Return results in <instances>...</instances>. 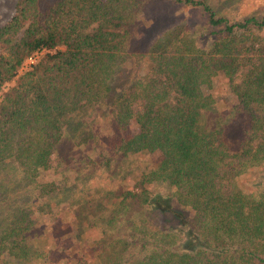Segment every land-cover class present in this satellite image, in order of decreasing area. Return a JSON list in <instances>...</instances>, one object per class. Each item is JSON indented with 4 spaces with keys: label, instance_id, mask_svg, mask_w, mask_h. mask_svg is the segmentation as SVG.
I'll use <instances>...</instances> for the list:
<instances>
[{
    "label": "trees",
    "instance_id": "obj_1",
    "mask_svg": "<svg viewBox=\"0 0 264 264\" xmlns=\"http://www.w3.org/2000/svg\"><path fill=\"white\" fill-rule=\"evenodd\" d=\"M160 1L202 36H148L154 0H19L0 27V264H264V7Z\"/></svg>",
    "mask_w": 264,
    "mask_h": 264
},
{
    "label": "rangeland",
    "instance_id": "obj_2",
    "mask_svg": "<svg viewBox=\"0 0 264 264\" xmlns=\"http://www.w3.org/2000/svg\"><path fill=\"white\" fill-rule=\"evenodd\" d=\"M19 0H0V27L5 25L11 17L14 15L15 8L17 5V2ZM225 7L222 15L226 16L227 18H230L234 21H240L246 16H250L252 14L257 13V15H262V8L264 7V0H232L230 4H227L225 2L223 4ZM147 18L151 19V22L153 21L154 24L151 26L152 29L150 33H148V36H157L164 32V28L168 27L169 25H176L179 26H187V29L189 31H196L195 34H197V37L202 36V30L205 25L204 17L202 16L201 12L194 9H189L185 7H181L178 4H173L172 2H164L160 0H154L153 3L147 5L145 7ZM148 12V13H147ZM264 35V32L261 33ZM29 69V68H28ZM28 69H23L21 71L24 72ZM10 85H7L4 87V91H6L9 88ZM213 90H216L217 94L221 96L224 99H227L228 102L232 101L231 94L226 86V83L224 80L219 79L218 82L215 85V88ZM205 91H208V88L205 89ZM98 122L101 123V119H98ZM106 131V130H105ZM101 132L102 135L105 134V136L109 135L107 132ZM159 157L156 154H145L137 157V170L136 173L140 174L141 172L146 170H149L150 168H153L155 163L158 161ZM55 171L50 170L48 172H45L42 175V179L45 181H50L55 176ZM128 185H131V181H127ZM250 189V186L245 187V191H248ZM68 220L69 215L65 212H59L54 218L47 217L43 218L42 222L44 225V229L46 231L44 237L46 239L45 246V252L51 251V253H55L57 250L61 249L66 250L65 253L67 255L70 254V250L73 246L76 245V241L73 239H70V237L64 238L61 234L58 238H56V243H53L52 240L48 237L50 236L49 231H47L48 225L53 223V221L57 220ZM43 229V232H45ZM91 236V235H90ZM84 253V250L82 251ZM63 253V254H65ZM52 258L49 257V259L41 261V263L38 264H58L59 261H50ZM59 264H65L64 261L60 262Z\"/></svg>",
    "mask_w": 264,
    "mask_h": 264
},
{
    "label": "built area",
    "instance_id": "obj_3",
    "mask_svg": "<svg viewBox=\"0 0 264 264\" xmlns=\"http://www.w3.org/2000/svg\"><path fill=\"white\" fill-rule=\"evenodd\" d=\"M38 59V55L35 54L33 55L31 58H29L22 66L21 71L25 68L28 69L31 65H33L34 63H36Z\"/></svg>",
    "mask_w": 264,
    "mask_h": 264
}]
</instances>
